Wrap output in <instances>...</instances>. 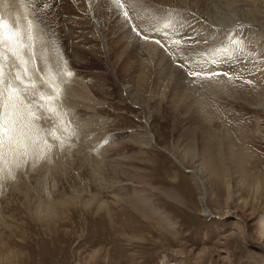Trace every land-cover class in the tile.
Returning <instances> with one entry per match:
<instances>
[{
	"label": "rangeland",
	"instance_id": "obj_1",
	"mask_svg": "<svg viewBox=\"0 0 264 264\" xmlns=\"http://www.w3.org/2000/svg\"><path fill=\"white\" fill-rule=\"evenodd\" d=\"M19 1L22 5H26V9L28 8V11L32 13L33 19L39 23L37 31L45 38L43 50H47L45 52L51 60L44 62L46 59L42 57L41 61L44 62L43 66L47 68L50 64L49 67H53L54 70L51 68L43 70L44 74L45 71L47 73L45 75H49L44 80L50 82L56 79V84L55 80L52 81L54 84L51 83L56 88L59 82L58 85L61 87L57 85L56 89L60 87L61 91L57 92L58 96L62 97V100L65 99L69 105H66V102L59 105L63 107L65 121L51 115L46 110L47 105H45V102L47 100H42L41 96H54L52 101L60 99L53 93L56 90L52 92L51 89H48L49 92H47L48 90L44 89L46 86L44 87V84L40 85L42 84L40 80L43 81L41 78L36 80L34 77L29 79L25 77L24 79V76H21L24 75V63H21V61L18 63L12 60L4 61L6 66L13 65V69H17L14 70L21 74L20 77L24 81L30 82V88H26L18 80L15 81V85L17 87L21 85L19 88L28 97L24 98L20 95L21 97L17 100L21 119L32 125L29 130L31 141H29L30 139L27 141L30 146L29 144L24 145L23 149L32 147L34 151L33 146L35 147V143L38 144V140L39 147L37 145V149L44 144L45 146L42 147L50 150H44L40 154L39 162L43 164L42 168L35 165L38 160L36 162L32 160L33 152L29 148L30 151L25 150V155H28L26 157L22 156V164L19 165V169L16 171H14L15 169L6 170L0 167V264H252L246 256L252 249L251 243L254 240L260 242H257V245L262 249V253L264 252V244L260 241L264 238V186L261 185V188H255L243 184L240 180V174L234 171L235 158L231 156L229 160L228 156L222 154L220 156H222L224 163L228 167L231 166L230 170L232 172L229 170V173H227L231 190L225 183L224 177H212L213 179L211 178L208 183L212 194H210V198L207 197L211 214H205L202 210L204 206L200 201L201 190L197 188L191 175L187 174L195 164L188 161L183 164L184 168L179 160L165 149L166 145L172 148L179 144L182 148L186 146L187 149L189 147L193 149L192 140L196 133L193 132V134L189 130L190 113H183L182 109L177 111L171 106L169 99L162 102L161 113H157L158 116L152 113L153 107L160 103L157 99L154 100L151 97L146 99L149 106L147 110L138 103L136 104L137 101L132 97L133 94L128 90L129 88H126L131 80V78H127L129 74H124V71L120 70L121 63L116 64L112 57L113 47L110 37L112 36V30L119 27L117 20L121 21V24L126 23L125 26L131 29L134 36L138 37H144V30L147 32L153 26L151 30L156 34L155 39L163 41L167 40L171 34L175 36L174 20L183 21L180 19V16H182L179 14L180 12L176 10L165 11L163 4L160 5L153 0H141L137 6L128 3L129 7L126 0H114L117 3L114 7L116 9H110L109 14L111 16L106 21L105 26L107 31H103L101 30L99 17H95L92 10H77L75 12L81 17L71 16L69 10H72V8L65 5L69 1L53 0V4L45 0ZM4 4L8 5L5 1ZM32 8L34 11H32ZM178 8L183 9V7ZM144 10L146 13H143ZM187 11L188 21L192 20L191 17H193V20L199 25L206 26L209 23L206 15L197 13L192 8H187ZM118 12L119 14H117ZM125 12H127V16L124 15ZM3 15L8 16V14ZM188 15H191V17L189 18ZM0 16L5 21L8 18ZM141 17L142 19H140ZM84 19L89 20L85 21ZM188 28L192 31L190 27ZM166 30H168L167 33H165ZM183 33V31H178L179 35ZM161 35L166 39H162ZM179 35L177 40L180 42L176 43L175 48L170 46V49L168 45L166 47L164 43L162 44L169 57L171 55L174 58L172 59L173 62L175 61L180 68L183 67L182 71L188 68V72L185 71L184 77L180 79L183 81L185 78L183 82L180 81L179 83V86L182 87L181 90L185 92L186 89L188 94L193 92L194 87L196 90L200 89L201 92L202 89H204L203 91L208 90L213 83L203 84L204 74L200 72L201 70L206 71L207 67L209 69L211 64L214 63L212 61H216L214 55L218 52L217 47L200 45L202 52L198 53L194 41H190L191 44L188 47L186 46L187 48L183 47L189 42L181 41L183 36ZM151 36L153 35L151 34L150 38ZM239 38L240 36H236L231 39V44L240 50L242 54L240 56L245 57L244 60L247 64L250 62L249 65H251L254 62L252 66L256 65L259 58L254 53L255 51L248 48L243 39ZM193 45L195 49H193ZM141 46L143 45L140 43L137 46L139 50L136 48L139 57L143 53V51L140 52V50H143ZM227 51L228 48L221 50L223 53ZM4 52L3 57H6ZM204 53H209V56ZM228 54L229 56L227 54L221 56L224 59L223 62L227 63L232 58L231 61L236 60L235 57L230 56L231 53ZM189 61L192 62V66L196 64L199 67L193 66V68L191 64L188 65ZM185 62L188 64L186 65ZM260 63V67L264 66V57L260 58ZM41 64L39 63V65ZM51 70L54 72H51ZM191 70L192 72H190ZM66 71L72 72L73 76L64 75ZM250 71L251 74H254L251 69ZM190 73H199V75L194 76ZM255 73L257 74V72ZM4 74L8 80H11L8 73L4 72ZM53 74H56L55 77ZM76 78L77 80H75ZM78 80L86 83L85 88L87 90L82 91L83 94L86 93L84 95L81 91L73 89L79 85ZM31 82L34 86H31ZM212 87H214V84ZM64 91L67 92L64 94ZM209 92L203 94L204 96L202 95L204 100L207 99L206 105L204 104V112L207 118L206 126L212 129H215V127L221 129L222 135L223 131H226V129H223V121L228 126L231 125L234 129H232V132L235 135V140L240 141L250 152V154L242 157L244 168H247L253 174L259 172L264 175L263 107L255 106L239 97L236 98L231 92L228 93L226 88H218L217 92L213 93L214 95L212 94L213 89ZM90 95L91 98L89 99ZM190 96L188 99L192 101L193 96L191 94ZM92 98L97 99V102L93 101ZM40 109L41 113L38 111ZM145 129L154 134L157 141L156 147L144 148V146H140L139 136L146 132ZM174 143L176 146H173ZM198 148L202 150L200 144ZM37 152L39 155V150ZM207 152V150L204 151L203 155H205V161L209 162V152ZM195 159H197V156ZM198 163L199 159L196 164ZM97 164L99 165L97 166ZM111 165H116L115 172H112L114 169ZM30 166L32 171L29 170ZM109 169H112V171ZM41 172L46 173V175ZM6 173H9L13 180L8 178ZM125 173L128 176L124 175ZM134 175L136 178H140L139 181L136 180ZM129 177L136 182L130 181ZM8 179L12 181L13 185L11 181L8 182ZM16 182L17 186L20 184L18 186L20 190L15 189ZM27 184L29 186H26ZM134 193L136 194L135 199L140 205L142 204V209H136L132 204L120 200L121 197L124 198L125 195L130 197ZM26 194H29L28 198ZM90 198L94 201L89 208L84 206L83 203L90 200ZM73 199H75L74 203ZM78 199L80 200L77 201ZM103 200L105 201L104 208L99 210L97 204L102 203ZM39 203H41V206L39 205L41 210L38 213L36 210ZM46 205H52L50 207L55 208L53 215L42 209ZM224 210L229 211L227 214H230L231 218H223L222 212ZM161 217L167 218L173 226L165 225ZM233 220H238L241 224L246 223L250 226V230H246L243 234H236V232L240 233V228L231 226ZM254 256L257 255L254 254ZM255 258L257 259V257ZM256 264H264V259L258 258Z\"/></svg>",
	"mask_w": 264,
	"mask_h": 264
},
{
	"label": "bare ground",
	"instance_id": "obj_2",
	"mask_svg": "<svg viewBox=\"0 0 264 264\" xmlns=\"http://www.w3.org/2000/svg\"><path fill=\"white\" fill-rule=\"evenodd\" d=\"M4 1L8 4L5 5ZM46 2H52L53 4V0H45ZM65 1H69L68 3L66 2L65 5H68L72 8V10H69V13L71 14V16H75V17H81L80 15H77V10H92L95 14V17H99V22L101 24V30L103 31H107L105 29L106 26V21H108V19L110 18V9H116L114 8L116 6V1L114 0H65ZM141 0H137L135 3V0H126V4L129 7L130 3L132 6H137L140 4ZM158 4H163L164 5V10L165 11H173L176 10L177 12H180L179 14H181L182 16H180L181 20H183L182 22H178L175 21V36H173L172 34L170 36H168L169 38H167V40H163L160 41V43H156L155 39V35L154 31L151 30V28H153V26L150 28V30H148L147 32H145L143 35L147 36L148 38L145 39L143 36H134V34L132 33L131 29L125 24H121L119 20H117V23H119V27L115 28L112 30L111 33V43H112V47H113V52H112V57L114 58V61L116 64L121 63L120 65V70H123L124 74L126 73L127 75L129 74V76L127 78H131L130 82L128 83V85L126 86V88H129L128 90H130V92L133 94L132 97H134V99L137 101L136 104L138 103L141 107H143L144 109H148V102L146 99L148 98H154V100H158V102H160L159 104H157L156 107H153V111L152 113L156 114L157 113H161L160 110L162 108V102H165V100L169 99V103L172 104L171 106H173L177 111H180L182 109L183 113L189 112L190 113V124H189V130L193 133L195 132L196 134L194 135V138L192 140L193 143V149H190L191 147H189L187 149L186 146H184V148H182V146H176L175 143L173 146L176 147H170L168 145H166L164 148L169 151L171 154H173L175 156L176 159L179 160V162L183 165L188 161H191L192 163H194L195 165L192 166L193 168L189 169V171L187 172V174L189 173L191 175V178L195 181V184L197 185V188H199V190H201V198L200 201L203 204V212L205 214H211V210L208 207L207 204V197L210 198V194L211 193V189L208 186V183L210 182L212 177H218L220 176L221 178L224 177V179L226 180L225 183H227L228 187L230 188V179L228 178L227 173H229V170L231 168V166H227V164L224 163V161L222 160V154H225L227 158L233 156L235 158L233 163V166L235 167L234 171L240 174V180L243 184H248L249 186L255 187V188H261L263 185L264 186V175H262L261 173L258 172V174H253L251 173L247 168H244V163H243V158L245 155L250 154V152L248 151V149H246V147L243 146L242 143H240V141H236L235 140V135L232 132L233 127L230 125L228 126V124L224 123L225 121H223L222 125H223V129H226V131H223L222 135H221V129H217L215 127V129L212 128H208V126H206V115L204 112V104L205 102H207V99L204 100L202 98V95L207 94V92L212 91L213 89V93H215V91L217 92V89L221 87L222 88H226L228 93L231 92L234 96L239 97L242 100H246L252 104H254L255 106H261L263 107L264 110V66L260 67V58L264 57V0H153ZM23 2V1H22ZM30 2V1H29ZM123 2V1H122ZM152 3V2H151ZM51 4V5H52ZM144 4V3H143ZM45 5V4H44ZM58 5V4H57ZM159 5V6H160ZM121 6V5H120ZM131 6V8H132ZM153 6V5H152ZM155 6V5H154ZM183 7V9L178 8V7ZM26 5H22V3L19 0H3L0 1V15H2L3 17L7 18V22L13 26V30L15 31H19L21 32L25 37H27L29 29H31V34H32V41H31V51H29L27 48L23 49L21 51V56L23 57V60L26 61V63H24V69H23V74L21 75L24 79L25 77H28L27 79H29L30 77H34L36 80L39 78L43 79V81L40 80V82L43 85L44 84V89H51L52 92L54 90H56V92H53L55 94V96H58L57 93V85L56 88L54 87V83L52 81L55 82L56 84V79L52 80L49 82V80L47 82H45L44 78L45 77H49V75H45L47 74L45 71V74L43 72V70L46 69H50L51 67H49V65L47 66H43V63L47 60L50 59V56L47 54V50H43V44H44V36H42L37 30H38V26L39 23L36 22V20H34L32 13L30 11H28V8L26 9ZM60 7V6H59ZM67 7V6H66ZM127 7V8H128ZM156 7V6H155ZM167 7V8H165ZM35 8V7H34ZM39 8V7H38ZM74 8V9H73ZM139 8V7H138ZM189 9H193L194 11H196L197 13H202L204 15H206L208 17L209 23L206 24V26L203 25H199L196 23V21L193 20V17H191V15H188V17L192 18V20L188 21V18L186 17L188 14V10ZM43 9V8H42ZM41 9V10H42ZM57 9V8H56ZM135 9V8H134ZM145 9V8H144ZM36 10V9H35ZM48 10V9H47ZM46 10V11H47ZM74 10V11H73ZM132 10V9H131ZM130 10V11H131ZM139 10V9H138ZM136 10V11H138ZM32 11L33 8H32ZM65 11V9H64ZM67 11V10H66ZM135 11V12H136ZM83 12V11H82ZM148 12V11H147ZM185 12V14H183ZM191 12V11H190ZM43 13V12H42ZM68 13V12H67ZM79 13V12H78ZM121 13V12H120ZM131 13V12H130ZM143 13H146L145 10L143 11ZM3 14H8V16L6 17ZM83 14V13H82ZM81 14V15H82ZM119 14V12L117 13ZM138 14V12H137ZM42 15V14H41ZM58 15V14H57ZM61 15V14H60ZM121 15V14H120ZM159 15V14H157ZM92 16V15H90ZM116 16V15H115ZM123 16V15H122ZM121 16V17H122ZM132 16V15H131ZM135 16V15H134ZM194 16V15H193ZM1 17V16H0ZM60 17V16H59ZM83 17V16H82ZM119 17V16H118ZM145 17V15H144ZM166 17V16H165ZM170 17V16H169ZM134 18V17H133ZM137 18V17H136ZM179 18V17H178ZM2 19V18H0ZM4 19V18H3ZM75 19V18H74ZM83 19V18H80ZM135 19V18H134ZM133 19V20H134ZM142 19V17L140 18ZM177 19V18H176ZM198 19V18H197ZM76 20V19H75ZM79 20V19H78ZM77 20V21H78ZM85 20V19H84ZM87 21L89 19H86ZM85 20V21H86ZM98 20V19H97ZM124 20V19H123ZM127 20V19H126ZM138 20V19H137ZM156 20V19H155ZM180 20V21H181ZM29 21H31V25L29 24ZM39 21V20H37ZM83 21V20H82ZM140 21V20H139ZM157 21V20H156ZM161 21V20H160ZM123 22V21H122ZM138 22V21H137ZM201 22V20H200ZM110 23V22H109ZM108 23V24H109ZM116 23V24H117ZM128 23V20H127ZM139 23V22H138ZM144 24V21L142 22ZM147 23V21H146ZM150 23V22H149ZM154 24V22H152ZM190 23V25H188ZM85 24V23H84ZM135 24V23H133ZM152 24V25H153ZM115 25V24H114ZM140 25V23H139ZM138 25V26H139ZM148 25V24H147ZM146 25V27H147ZM86 26H88L86 24ZM111 26V25H110ZM142 26V24H141ZM178 26V27H177ZM93 27V26H92ZM91 27V28H92ZM145 27V25H144ZM155 27V25H154ZM159 27V25H158ZM190 27L192 29V31L189 30ZM142 28V27H141ZM140 28V29H141ZM160 28V27H159ZM178 28V29H177ZM136 29V28H135ZM156 29V28H155ZM170 29V28H169ZM143 30V29H142ZM161 30V29H160ZM159 30V31H160ZM164 30V29H163ZM171 30V29H170ZM169 30V32H170ZM137 31V30H136ZM141 31V30H140ZM139 31V32H140ZM168 30H166L165 33H167ZM178 31L180 32H184L183 34L179 35ZM86 32V31H85ZM92 32V31H91ZM134 32V31H133ZM143 32V31H142ZM157 32V30H156ZM173 33V31H171ZM177 32V33H176ZM38 33V36H37ZM99 33V32H98ZM162 33L165 35V33L162 31ZM100 34V33H99ZM140 34V33H139ZM151 36L150 38V35ZM161 34V33H160ZM170 34V33H168ZM179 36H183L181 41L185 42H189L187 45L182 46L183 47H188L190 43V41H194V45L196 44L198 50L197 52L199 53L201 51L200 45H209V46H215L217 47V50L219 52H217V54L214 55V57L216 58V61H212L213 64L208 65L210 66V68L206 71H202L201 70V74H204V78L203 79V84L206 83H213L210 88H208V90L203 91L204 89H202V92L200 89H194L193 87V92L189 93L193 96V100L190 101L188 98H190V94H188L185 89V92H183L181 89L182 87L179 86L180 83V79L182 77H184L185 75V71L186 70H181L182 68H180V66L172 59V56L167 54V52L165 51L166 49L164 48L163 44L168 45V47L170 48L176 45V41ZM40 36H42L40 38ZM162 36V39H164L165 37ZM236 36H240L239 39H243V41L247 44V47L252 49L253 51H255L254 53H256L257 57L259 58L257 60L256 65L252 66V64H254V62L250 64H247L244 60V58H242L240 55L241 52L240 50H238L237 48L233 47V44H231V39H233ZM92 37V36H91ZM95 37V36H94ZM167 37V35H166ZM100 38V37H99ZM104 38V37H103ZM142 38V39H140ZM190 38V39H189ZM161 39V37H160ZM166 39V38H165ZM91 40V39H90ZM93 40V39H92ZM102 40V37H101ZM105 40V38H104ZM103 40V41H104ZM47 41V40H46ZM86 41V40H85ZM89 41V40H88ZM106 41V40H105ZM104 41V42H105ZM240 41V40H239ZM95 42V41H94ZM109 42V43H110ZM25 43H28V41L25 39ZM97 43V42H96ZM108 43V42H107ZM110 43V44H111ZM140 43L143 45L141 46L143 48L142 55L140 53V57L137 55L136 52V48L138 45H140ZM184 43V44H185ZM94 44V43H93ZM100 44V43H99ZM181 44V43H180ZM179 44V45H180ZM109 45V44H108ZM193 45V49H195ZM39 46V47H38ZM98 46V45H97ZM50 47V45H49ZM82 47V46H81ZM92 47V45H91ZM100 47V46H99ZM98 47V48H99ZM140 47V46H139ZM167 47V46H166ZM178 47V46H177ZM186 47V48H187ZM192 47V46H189ZM207 47V46H205ZM13 48L14 46L10 43V42H6L4 45V55L6 53V57H4L2 63L4 65V72L10 76L11 81L13 82L14 86H16L15 81H16V76L15 74L17 73L16 70L13 69V65L10 66H6V61H14L15 63H18L20 61V59H18L14 54H13ZM76 48V46H75ZM78 48V47H77ZM83 48V47H82ZM97 48V47H95ZM97 48V49H98ZM106 48V47H105ZM172 48V49H173ZM196 48V49H197ZM223 48H228L227 52H224L225 54H227L229 56L228 53H231L230 56H233L236 58L235 61H231L232 59H229L227 63L223 62L224 59L221 56H225V54L223 52H221V50H223ZM242 48V47H241ZM91 49V48H90ZM93 49V48H92ZM139 50V48H137ZM168 49V48H167ZM171 49V48H170ZM169 49V50H170ZM191 49V48H190ZM19 50V49H17ZM86 50V49H85ZM107 50V49H106ZM183 50V49H182ZM208 50V48H207ZM81 51V50H80ZM87 51V50H86ZM102 51V50H101ZM194 51V50H193ZM196 51V50H195ZM212 51V50H211ZM82 52V51H81ZM89 52V51H87ZM95 52V51H94ZM139 52V51H138ZM202 52V51H201ZM206 52V51H205ZM208 52V51H207ZM213 52V53H216ZM76 53V52H75ZM103 53H105L103 51ZM196 53V52H195ZM211 53V52H210ZM42 54V56H41ZM93 54V53H92ZM95 54V53H94ZM109 54V53H108ZM139 54V53H138ZM180 54V53H179ZM184 54V53H183ZM207 56H209V53H204ZM3 55V54H2ZM51 55V54H50ZM81 55V54H80ZM181 55V54H180ZM185 55V54H184ZM226 55V56H227ZM107 56V55H106ZM195 56V55H194ZM200 56V55H199ZM45 58L46 60H44V62L41 61V58ZM55 57V56H54ZM86 57V56H85ZM94 57V55H93ZM101 57V56H100ZM180 57V56H179ZM187 57V56H186ZM205 57V56H204ZM213 57V58H214ZM88 58V57H87ZM98 58V57H97ZM105 58V57H104ZM184 58V57H183ZM193 58V57H192ZM212 59V57H210ZM76 59V58H75ZM84 59V58H82ZM177 59V58H176ZM51 60V59H50ZM86 60V59H85ZM96 60V59H95ZM106 60V59H105ZM182 60V59H180ZM185 60V59H184ZM189 60V59H188ZM194 60L196 61V59L194 58ZM210 60V59H209ZM248 61L250 59H247ZM246 60V61H247ZM5 61V62H4ZM56 61V60H55ZM84 61V60H83ZM102 61V60H101ZM187 61V60H186ZM194 61V62H195ZM13 62V63H14ZM88 62V61H87ZM109 62V61H107ZM179 62V61H178ZM193 62V63H194ZM205 62V61H204ZM252 62V59H251ZM9 63V62H8ZM39 63H42L41 65H39ZM51 63V62H50ZM180 63V62H179ZM183 63V62H182ZM47 64V63H46ZM56 64V63H55ZM109 64V63H107ZM181 64V63H180ZM186 64V62H185ZM188 64V63H187ZM186 64V65H187ZM192 66V62L189 64ZM208 64V63H207ZM183 65V64H182ZM200 65V64H198ZM206 65V63H205ZM204 65V66H205ZM16 66V65H15ZM14 66V67H15ZM18 66V65H17ZM55 66V65H54ZM80 66V65H79ZM193 66H197L196 64ZM192 66V67H193ZM187 67V66H186ZM199 67V66H197ZM185 68V67H184ZM190 68V66H189ZM194 68V67H193ZM26 69V70H25ZM51 69L54 70V68L52 67ZM75 69V68H74ZM112 69V68H111ZM201 69V67H200ZM199 69V71H200ZM204 69H206L204 67ZM249 69V70H248ZM254 74H251V71ZM22 70V69H21ZM58 70V69H57ZM193 70V69H192ZM192 70L190 72H192ZM115 71V70H114ZM51 72H54L51 70ZM188 72V71H187ZM257 72V74L255 73ZM63 73V72H62ZM210 74H215V75H210ZM227 74V75H226ZM256 74V75H255ZM52 75V74H51ZM50 75V76H51ZM54 77L56 74H53ZM61 75V74H60ZM65 75V74H64ZM189 75V74H188ZM192 75V74H191ZM249 75V76H248ZM73 76V75H72ZM190 76V75H189ZM195 76V75H194ZM21 77V78H22ZM125 77V76H124ZM202 77V75L200 76V78ZM249 77V78H248ZM193 78V77H192ZM195 78V77H194ZM38 79V80H39ZM58 79V78H57ZM79 79V78H78ZM185 79V78H184ZM183 79V81H184ZM199 79V78H198ZM201 79V81H202ZM70 80V79H69ZM68 80V81H69ZM77 80V78L75 79ZM191 81V79H189ZM194 80V79H193ZM196 80V78H195ZM32 81V80H31ZM181 81V82H183ZM26 82V80H25ZM49 82V83H48ZM53 84H52V83ZM79 82V80H78ZM85 82V81H84ZM82 83L79 82L77 86V88H73L74 90H79V92L81 91V93L83 94V92L85 90H87L85 88V84L86 83ZM188 82V80H187ZM195 82V81H192ZM30 83V82H29ZM29 83L26 82V84L28 85L27 87L30 88ZM190 83V82H189ZM201 83V85H203ZM33 85V83L31 82V86ZM73 85V84H72ZM21 86V85H20ZM18 85V88L20 87ZM23 86V85H22ZM60 86V85H58ZM65 86V85H63ZM186 86V85H184ZM190 86V85H189ZM195 86V85H194ZM199 86V85H198ZM17 87V86H16ZM25 87V86H24ZM22 87V88H24ZM26 87V88H27ZM61 87V86H60ZM58 89H61V88ZM82 87V88H81ZM91 87V86H90ZM205 87V86H204ZM64 88V87H62ZM81 88V90H80ZM92 88V87H91ZM90 88V89H91ZM199 88V87H198ZM20 89V88H19ZM40 89V88H39ZM101 89V88H100ZM35 90V89H33ZM49 90L47 92H49ZM65 90V89H64ZM102 90V89H101ZM108 90V89H107ZM200 90V91H199ZM220 90V89H219ZM32 91V90H31ZM30 91V92H31ZM83 91V92H82ZM106 91V90H105ZM104 91V92H105ZM28 92V94L31 95V93ZM41 92V91H40ZM51 92V91H50ZM67 92V91H66ZM64 91V94L66 93ZM78 92V94H80ZM109 92V91H108ZM134 92V93H133ZM226 92V91H225ZM33 93V92H32ZM39 93V92H38ZM57 93V95H56ZM98 93V92H97ZM111 93V92H110ZM193 93V94H192ZM210 93V92H209ZM226 93V94H228ZM45 94V92H44ZM49 94V93H48ZM76 96L78 97L77 93H75ZM86 94V93H84ZM83 94V95H84ZM90 94V93H89ZM102 94V93H101ZM100 94V95H101ZM121 94V93H120ZM20 95H22L24 98H28L27 95L23 93V91L20 89ZM38 95V94H37ZM36 95V96H37ZM60 95V94H59ZM61 95L63 96V94L61 93ZM94 95V94H93ZM96 95V94H95ZM113 95V94H112ZM189 95V97H188ZM203 95V96H204ZM214 95V94H213ZM40 96V95H39ZM48 96V95H47ZM71 96V95H70ZM88 96V93H87ZM102 96V95H101ZM131 96V95H130ZM21 97V96H20ZM83 97V96H82ZM95 97V96H94ZM230 97V96H229ZM54 98V96H53ZM56 98V97H55ZM57 98H62L60 96H58ZM64 98V96H63ZM71 98V97H69ZM73 98V97H72ZM81 98V96H80ZM84 98V97H83ZM89 99L91 98L88 97ZM231 98V97H230ZM234 98V97H232ZM55 99L54 101H46L45 105H47L46 110L47 112H49L51 115H53L56 118L59 119H65L63 117L64 116V110L63 107L59 106L60 104H63L66 102L65 99ZM93 99V98H92ZM91 99V100H92ZM99 99V98H98ZM60 100V101H59ZM79 100V99H78ZM86 100V99H85ZM95 100V98L93 99V101ZM97 100V99H96ZM95 100V101H96ZM63 101V102H62ZM71 101V100H70ZM73 101V100H72ZM71 101V102H72ZM102 101V100H101ZM49 102V103H48ZM83 102V101H82ZM87 103V101H85ZM97 102V101H96ZM167 102V103H168ZM37 103V102H36ZM76 103V102H75ZM246 103V102H245ZM69 105L68 102H66V105ZM83 104V103H82ZM135 104V103H134ZM208 104V103H207ZM167 105V104H166ZM206 105V104H205ZM214 105V104H213ZM42 106V105H41ZM87 106V105H86ZM89 106V105H88ZM168 106L170 107V105L168 104ZM208 106V105H207ZM253 106V107H255ZM211 108V107H210ZM215 108V107H214ZM213 108V109H214ZM43 110V109H42ZM71 110V109H70ZM39 112L41 111L38 110ZM44 111V110H43ZM68 111V110H67ZM35 112V111H34ZM46 112V113H47ZM37 113V112H36ZM41 113V112H40ZM45 113V114H46ZM218 113V111H217ZM44 115V114H43ZM47 115V114H46ZM69 115V114H68ZM148 115V114H147ZM185 115V114H184ZM188 115V114H187ZM78 116V113H77ZM149 116V115H148ZM158 116V115H157ZM67 117V116H66ZM81 117V116H80ZM146 117V116H145ZM217 117V116H216ZM45 118V117H44ZM150 118V117H149ZM209 118V117H208ZM30 119V118H29ZM34 119V118H33ZM80 119V118H79ZM35 120V119H34ZM47 120V119H46ZM75 120V119H74ZM213 120V119H211ZM223 120V119H222ZM65 121V120H64ZM63 121V122H64ZM72 121V120H71ZM210 121V120H209ZM26 122V121H25ZM73 122V121H72ZM211 122V121H210ZM36 123V122H35ZM87 123V122H86ZM62 126V125H61ZM35 128V127H34ZM139 129V128H138ZM143 130V129H141ZM234 130V129H233ZM137 131V130H136ZM146 132H144L143 135L139 136V141H141L140 146H144L151 148V147H156V139L154 134L151 131H148L147 129H145ZM33 133V132H32ZM47 133V132H46ZM51 133V132H50ZM49 133V134H50ZM101 133V132H100ZM141 134V133H140ZM194 134V133H193ZM30 136V135H29ZM36 136V135H34ZM33 137V136H32ZM37 138V137H36ZM98 138V137H97ZM30 139V138H29ZM35 140V138H34ZM31 141V139L29 140ZM36 141V140H35ZM38 144L39 141L37 140ZM32 143L34 144V141L32 139ZM31 143V146H32ZM42 143V142H41ZM83 143V142H81ZM133 143V142H132ZM29 144V142H28ZM27 144V145H28ZM37 143H35V147L34 151L32 149V147H28L29 149H32L31 152L32 153V157H33V161L36 162V160H38L36 162L35 165L40 166L42 168V165L39 162V159L41 157V153H43L44 149L42 146L37 149L39 147ZM79 144V143H77ZM199 144L201 145L202 150H200ZM26 145V146H27ZM38 145V147H37ZM82 145V144H81ZM132 145V144H131ZM24 144H21L17 150V153L15 155H10V156H6L4 161H0V167L2 169H6V170H13L16 171L17 169H19V165L22 164V160L23 157L22 156H27L25 155V150H29L27 147L25 149H23ZM30 146V144H29ZM45 146V145H44ZM111 146V145H110ZM117 146V145H116ZM172 146V145H171ZM74 147V146H73ZM80 147V146H79ZM109 147V146H108ZM162 147V146H161ZM74 149V148H73ZM72 149V150H73ZM108 149V148H107ZM110 149V148H109ZM24 150V151H23ZM37 150H39V155ZM50 150V149H49ZM47 150V151H49ZM71 150V151H72ZM208 151L207 153L208 155V159L209 162L205 161V155L204 151ZM23 151V152H22ZM30 151V150H29ZM102 151V150H101ZM28 152V151H27ZM46 152V151H45ZM78 152V151H77ZM192 152V153H191ZM47 153V152H46ZM206 153V154H207ZM24 154V155H23ZM31 155V154H30ZM45 155V154H44ZM43 156V155H42ZM50 156V155H48ZM197 156V159H195V157ZM220 156V157H219ZM24 157V158H25ZM45 157V156H44ZM93 157V156H92ZM117 157V156H116ZM131 157V155H130ZM134 157V155H133ZM191 157V158H190ZM35 158V160H34ZM26 159V158H25ZM24 159V160H25ZM59 159V158H58ZM199 159V163L196 164V162ZM27 160V159H26ZM30 160V159H29ZM129 160V159H128ZM136 160V159H135ZM138 160V159H137ZM197 160V161H196ZM230 160V158H229ZM134 161V160H133ZM111 162V161H110ZM135 162V161H134ZM133 162V163H134ZM137 162V161H136ZM34 163V162H33ZM45 163V162H44ZM48 163V162H47ZM46 163V164H47ZM102 163V162H100ZM138 163V162H137ZM28 164V163H27ZM31 164V163H30ZM104 164V163H103ZM33 165V164H32ZM65 165V164H64ZM99 164H97L98 166ZM101 165V164H100ZM23 166V165H21ZM20 166V167H21ZM34 166V165H33ZM32 166V167H33ZM47 166V165H46ZM52 166V165H51ZM112 166V165H111ZM40 167H39V172H40ZM56 167V166H55ZM58 167V166H57ZM65 168V166H63ZM105 167V166H104ZM108 167V166H107ZM134 167V166H133ZM184 167V165H183ZM0 168V169H1ZM26 168V167H25ZM34 168V167H33ZM49 168V167H48ZM115 168L116 165L112 166V169H114L112 171V169H109L112 172H115ZM185 168V167H184ZM229 168V169H228ZM35 169V168H34ZM38 169V168H37ZM46 169V168H45ZM134 169V168H133ZM27 170V169H26ZM32 171V168L30 166V169ZM49 170V169H48ZM55 170V169H54ZM123 170V169H122ZM5 171V170H4ZM36 171V170H35ZM46 171V170H45ZM135 171V170H133ZM137 171V170H136ZM135 171V172H136ZM139 171V170H138ZM8 172V171H7ZM26 173V171H24ZM30 172V171H29ZM47 172V171H46ZM96 172V171H95ZM126 172V171H125ZM230 172H232L230 170ZM10 173V172H9ZM8 174V178H11L12 176H9ZM12 173V172H11ZM16 173V172H15ZM14 173V174H15ZM24 173V174H25ZM42 174L43 173L41 172ZM23 174V173H22ZM23 174V175H24ZM41 174V175H42ZM112 174V173H110ZM119 174V173H118ZM127 173H125L124 175H126ZM13 175V173H12ZM28 175V174H27ZM44 175V176H45ZM48 175V174H47ZM21 176V175H20ZM113 176H115L113 174ZM128 176V175H126ZM1 177V176H0ZM24 177V176H23ZM26 177V176H25ZM24 177V178H25ZM133 177V175H132ZM134 177L136 178V176L134 175ZM140 177V176H139ZM207 177V178H206ZM43 178V176H42ZM12 179V178H11ZM108 179V178H107ZM118 179V178H117ZM131 179L130 181L134 182L135 180H132V178H128ZM140 179V178H139ZM138 177L136 178V180H138ZM213 179V178H212ZM3 180V179H2ZM1 180V181H2ZM13 180V179H12ZM26 180V179H25ZM119 180V179H118ZM11 181L10 179H8V182ZM40 181V180H39ZM137 181V182H138ZM136 182V181H135ZM12 183V181H11ZM102 183V182H101ZM115 183V180H114ZM127 183V182H126ZM140 183V182H139ZM23 184V183H22ZM113 184V183H112ZM10 185V184H9ZM13 185V183H12ZM15 189L17 188L19 189V185L17 186V182L15 184ZM129 185V184H128ZM132 185V184H131ZM130 185V186H131ZM26 186H29L28 184ZM120 186L122 187V185L120 184ZM134 186V185H133ZM137 186V185H136ZM24 187V186H23ZM120 187V188H121ZM31 188V187H30ZM125 190V189H124ZM134 190V189H133ZM231 190V188H230ZM22 192V191H21ZM25 193V190H24ZM127 193V192H126ZM117 194V193H116ZM141 194V193H140ZM27 195V194H26ZM122 196V194H120ZM29 194L27 195L28 198ZM120 196V197H121ZM92 197V196H91ZM117 197V196H116ZM119 197V198H120ZM136 194L134 193L133 195L127 196L125 195L124 198H120V200L126 201L129 204H132L136 209H140L141 205L138 203V201L135 199ZM118 198V199H119ZM208 198V199H209ZM139 199V198H137ZM80 199H78L77 201H79ZM83 201V200H82ZM94 199H91L86 201L85 203H83L84 206L87 207H91V204L93 203ZM117 201V200H116ZM75 202V199H73V203ZM81 202V201H80ZM84 202V201H83ZM99 202V201H98ZM104 200L102 201V203L97 204L99 206V210H101V208H104ZM125 202V203H126ZM49 203V202H48ZM67 203V202H66ZM66 203H61V204H66ZM141 203V202H140ZM41 203L38 204L37 206V210L38 213L41 210ZM40 205V206H39ZM52 206V205H50ZM49 205L45 206L44 210H46L48 213H52L54 212V207H50ZM107 206V205H106ZM46 208V209H45ZM227 208V207H226ZM142 209V208H141ZM144 209V208H143ZM56 211V210H55ZM221 212V211H220ZM150 214V212H148ZM223 218L228 219L231 218L230 214L228 215L227 213H229V211L224 210L223 212ZM43 214V212H42ZM49 215V214H47ZM151 215V214H150ZM153 216V215H152ZM157 216V215H156ZM163 218V217H161ZM253 218V217H252ZM163 223H165V225L172 227L173 224L167 220V218H163ZM231 222V221H230ZM159 225V224H158ZM231 226L232 227H239L240 230L238 232H236V234H243V232L245 233L246 230H250V226L245 224H241L240 222H238V220H233L231 222ZM160 228V227H159ZM168 228V227H167ZM172 229V228H171ZM264 230V229H263ZM264 237V236H263ZM264 239V238H263ZM261 239V243L263 242L264 244V240ZM258 242V241H257ZM256 240H254L251 244H252V249L250 250V252L248 253V255L246 256L248 258V260H250L252 262V264H256L257 263V259L258 258H262L264 259V252L262 253V249L258 247ZM260 243V242H258ZM208 250V249H207ZM257 255V256H254ZM254 256V257H253ZM257 257V259L255 258ZM254 261V262H253ZM256 262V263H255Z\"/></svg>",
	"mask_w": 264,
	"mask_h": 264
},
{
	"label": "snow or ice",
	"instance_id": "obj_3",
	"mask_svg": "<svg viewBox=\"0 0 264 264\" xmlns=\"http://www.w3.org/2000/svg\"><path fill=\"white\" fill-rule=\"evenodd\" d=\"M124 15L127 16V12ZM29 24L31 25V21H29ZM144 38L147 39L148 37L145 36ZM25 39L28 43H25ZM32 39L31 29H29L28 35L25 37L21 32L13 30V26L7 21L0 19V161H4L6 156L15 155L22 143L25 146L27 145L30 135L29 130L32 128L30 123L21 119L20 108L17 104V100L20 97V89L5 77L2 63L4 45L6 42H10L14 46L13 54L20 59L21 63H26L21 56V51L25 48L31 51ZM179 42L176 41V43ZM156 43H160V41H156ZM64 74L68 77L73 75L70 71H66ZM190 74L199 75V73ZM16 80L24 84L25 87L28 86L19 73L16 75ZM59 91L61 90L57 89L58 93ZM41 99L51 102L53 97L42 95Z\"/></svg>",
	"mask_w": 264,
	"mask_h": 264
}]
</instances>
